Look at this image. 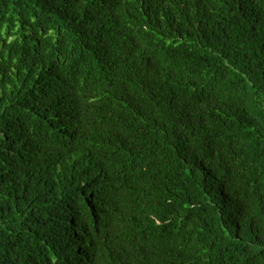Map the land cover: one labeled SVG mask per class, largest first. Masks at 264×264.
Segmentation results:
<instances>
[{
    "label": "trees",
    "instance_id": "16d2710c",
    "mask_svg": "<svg viewBox=\"0 0 264 264\" xmlns=\"http://www.w3.org/2000/svg\"><path fill=\"white\" fill-rule=\"evenodd\" d=\"M0 264H264V0H0Z\"/></svg>",
    "mask_w": 264,
    "mask_h": 264
}]
</instances>
